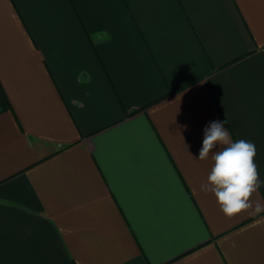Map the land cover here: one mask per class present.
Listing matches in <instances>:
<instances>
[{"label": "crops", "instance_id": "obj_1", "mask_svg": "<svg viewBox=\"0 0 264 264\" xmlns=\"http://www.w3.org/2000/svg\"><path fill=\"white\" fill-rule=\"evenodd\" d=\"M224 119L264 181V0H0V264H264L200 191Z\"/></svg>", "mask_w": 264, "mask_h": 264}, {"label": "clouds", "instance_id": "obj_2", "mask_svg": "<svg viewBox=\"0 0 264 264\" xmlns=\"http://www.w3.org/2000/svg\"><path fill=\"white\" fill-rule=\"evenodd\" d=\"M227 121H212L204 129V139L198 159L213 161L206 182L200 191L214 195L221 213L228 219L242 214L257 216L264 212V203L253 199L264 181L255 163L254 143L233 140L226 129ZM186 127V126H185ZM213 151V149H217Z\"/></svg>", "mask_w": 264, "mask_h": 264}]
</instances>
